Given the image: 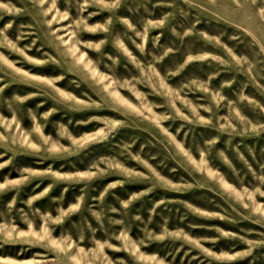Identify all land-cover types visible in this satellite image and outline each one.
I'll list each match as a JSON object with an SVG mask.
<instances>
[{
	"label": "rangeland",
	"instance_id": "1",
	"mask_svg": "<svg viewBox=\"0 0 264 264\" xmlns=\"http://www.w3.org/2000/svg\"><path fill=\"white\" fill-rule=\"evenodd\" d=\"M0 264H264V0H0Z\"/></svg>",
	"mask_w": 264,
	"mask_h": 264
}]
</instances>
